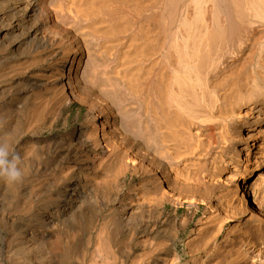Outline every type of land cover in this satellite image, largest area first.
I'll return each instance as SVG.
<instances>
[{
    "label": "bare ground",
    "instance_id": "1",
    "mask_svg": "<svg viewBox=\"0 0 264 264\" xmlns=\"http://www.w3.org/2000/svg\"><path fill=\"white\" fill-rule=\"evenodd\" d=\"M63 119L0 264H264V0H0V134Z\"/></svg>",
    "mask_w": 264,
    "mask_h": 264
},
{
    "label": "rangeland",
    "instance_id": "2",
    "mask_svg": "<svg viewBox=\"0 0 264 264\" xmlns=\"http://www.w3.org/2000/svg\"><path fill=\"white\" fill-rule=\"evenodd\" d=\"M70 111H71V116H70V123L71 122H73V119H75V117L80 113L81 114V120L83 119V116L85 115V113H86V108L84 107V106H81L79 103H75L72 107H71V109H70ZM83 112V113H82ZM63 121H64V119L63 120H61L60 122H61V124H60V122H58L55 126H54V128L51 130V132L49 131V130H45V133H31L30 131H22V133H20L19 134V139L17 140V141H15V142H13V143H11V144H9L10 142H9V140H10V135H11V133H1V134H3V136L0 134V143H1V145H4V144H7L8 146H9V149H10V154L11 155H16L17 156V153H18V151H19V149H21V147H23V144L25 143V142H27V141H32V140H34V139H38V138H42V139H50L51 137H53V135H55L56 133L55 132H58L62 127H63ZM61 127V128H60ZM4 134H6V135H4ZM10 134V135H9ZM24 134V135H23ZM26 134V135H25ZM31 134H33V135H31ZM40 134V135H39ZM9 135V136H8ZM5 136H8V137H5ZM38 136V137H37ZM25 137V138H24ZM48 137V138H47ZM8 138V139H7ZM6 139V140H5ZM27 140V141H26ZM21 142V143H20ZM17 144V145H16ZM14 147H13V146ZM50 145H51V143H50ZM17 147V148H16ZM17 149V150H16ZM17 152V153H14V152ZM39 180H40V178H39ZM127 185H126V187H129V185L133 182L132 180H131V177H130V175H128L127 176ZM24 184V183H23ZM22 187H23V189H22ZM20 189L22 190V191H24V189H25V186L24 185H22V186H20ZM1 195H0V199L1 200H3L4 199V201H3V203H0V204H2V205H0V211L1 212H7V215L11 212V214H9V216L10 217H13V218H15V217H17L16 219L18 220L19 218V220H18V226L20 227H18V230L19 229H22V230H25V229H27L28 228V226H25L26 225V223L28 224V222H31L30 220H32V226L34 225V226H37V225H40L41 223H42V220L41 219H39V220H37L38 219V217L36 216V217H34L38 212H36L37 211V209L39 210V206H38V204L40 205L41 204V202H37V205L35 206V209L36 210H33L32 212H28V213H26V215H25V212H23V211H21L20 209H17L16 208V205L18 204V202H19V199H20V195L21 196H23V193L21 192L20 193V195L19 196H17V198L15 197V198H13V196H9V195H6V196H2V193H0ZM9 196V197H8ZM1 197H3V198H1ZM7 197V198H6ZM10 198H11V200H10ZM13 198V199H12ZM0 200V201H1ZM8 200H10V201H8ZM16 200V201H15ZM11 201H12V204H10L11 203ZM2 202V201H1ZM6 202V203H5ZM9 202V203H8ZM7 206H6V205ZM6 206V207H5ZM8 206H11V207H9L10 208V211H9V208H7ZM54 206H55V204H48V210L50 209V210H53V208H54ZM53 207V208H52ZM6 208V209H5ZM14 210H12V209ZM3 209H4V211H3ZM173 209H172V206L170 205H168L167 206V212H170V211H172ZM17 211V212H16ZM203 211V209H201V210H199L198 212H197V214H196V216L194 217V218H192V219H190L191 221H189V224H188V226H187V228L185 229V230H181V232H180V240L181 241H183V240H185L186 239V237H187V235L189 234V231H190V229L194 226V224L196 223L195 221H197L201 216H202V212ZM16 212V213H15ZM188 209H187V205H185V206H183L181 209H180V211H179V213H178V218H183L184 216H186L188 213ZM14 213V214H13ZM32 213H34V216H33V214ZM187 213V214H186ZM22 214V215H21ZM32 216H31V215ZM85 215H87L86 213H85ZM27 216H29V217H27ZM181 216V217H180ZM24 217H26V218H24ZM37 218V219H36ZM36 219V220H35ZM179 219V220H180ZM26 220V221H25ZM22 223H21V222ZM26 222V223H25ZM34 223V224H33ZM21 225H23V226H21ZM6 232V233H5ZM5 232H1V229H0V235L2 234V235H8L9 233L7 232V231H5ZM8 233V234H7ZM1 235V236H2ZM3 244L2 243H0V247H4V245L2 246ZM183 248V244L182 243H180V251H182L181 249Z\"/></svg>",
    "mask_w": 264,
    "mask_h": 264
},
{
    "label": "clouds",
    "instance_id": "3",
    "mask_svg": "<svg viewBox=\"0 0 264 264\" xmlns=\"http://www.w3.org/2000/svg\"><path fill=\"white\" fill-rule=\"evenodd\" d=\"M24 175L19 156L11 155L7 144L0 145V177L10 183L22 180Z\"/></svg>",
    "mask_w": 264,
    "mask_h": 264
}]
</instances>
